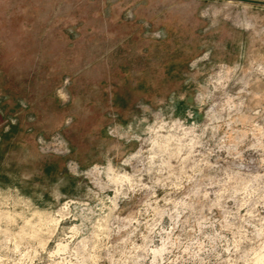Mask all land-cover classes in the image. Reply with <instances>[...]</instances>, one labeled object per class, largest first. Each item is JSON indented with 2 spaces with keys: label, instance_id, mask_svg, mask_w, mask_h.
Masks as SVG:
<instances>
[{
  "label": "rangeland",
  "instance_id": "1",
  "mask_svg": "<svg viewBox=\"0 0 264 264\" xmlns=\"http://www.w3.org/2000/svg\"><path fill=\"white\" fill-rule=\"evenodd\" d=\"M108 20L186 42L181 84L110 121L119 147L85 167L60 131L65 154L40 152L54 132L37 135L75 181L58 197L0 188V264H264V5L0 0V65L44 35L81 47L82 26Z\"/></svg>",
  "mask_w": 264,
  "mask_h": 264
},
{
  "label": "crops",
  "instance_id": "2",
  "mask_svg": "<svg viewBox=\"0 0 264 264\" xmlns=\"http://www.w3.org/2000/svg\"><path fill=\"white\" fill-rule=\"evenodd\" d=\"M98 27L82 26L81 47L77 39L49 34L45 49L7 52L0 65V188L37 194L44 186L45 194L60 196L75 178L65 156L38 151L37 135L60 131L70 156L85 167L119 147L106 133L110 121L124 122L138 102L153 105L181 84L190 57L186 42L170 35L152 41L138 25L118 20Z\"/></svg>",
  "mask_w": 264,
  "mask_h": 264
},
{
  "label": "built area",
  "instance_id": "3",
  "mask_svg": "<svg viewBox=\"0 0 264 264\" xmlns=\"http://www.w3.org/2000/svg\"><path fill=\"white\" fill-rule=\"evenodd\" d=\"M157 34V33H155ZM158 35V34H157ZM37 146L40 152L42 153H54V154H65L69 151L68 146L64 141V138L58 132H54L50 135L48 141L43 140V138H37ZM68 165L73 169H77V164L71 162Z\"/></svg>",
  "mask_w": 264,
  "mask_h": 264
},
{
  "label": "water",
  "instance_id": "4",
  "mask_svg": "<svg viewBox=\"0 0 264 264\" xmlns=\"http://www.w3.org/2000/svg\"><path fill=\"white\" fill-rule=\"evenodd\" d=\"M237 1L251 2V3H256V4H262V5H264V0H237Z\"/></svg>",
  "mask_w": 264,
  "mask_h": 264
},
{
  "label": "bare ground",
  "instance_id": "5",
  "mask_svg": "<svg viewBox=\"0 0 264 264\" xmlns=\"http://www.w3.org/2000/svg\"><path fill=\"white\" fill-rule=\"evenodd\" d=\"M110 169H111V168H110V166H109V167H107V171H108V170H110ZM112 176H114V175H112ZM120 176H121V175H120ZM116 179H117V178H116Z\"/></svg>",
  "mask_w": 264,
  "mask_h": 264
}]
</instances>
